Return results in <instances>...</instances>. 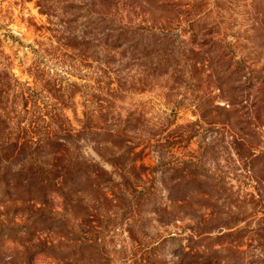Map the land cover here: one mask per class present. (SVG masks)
Segmentation results:
<instances>
[{"label":"rangeland","instance_id":"1","mask_svg":"<svg viewBox=\"0 0 264 264\" xmlns=\"http://www.w3.org/2000/svg\"><path fill=\"white\" fill-rule=\"evenodd\" d=\"M122 34L167 37L180 65L114 72ZM9 76L35 139L61 109L71 129L110 110L140 145L114 166L120 149L70 140L93 183L1 195L0 264H264V0H0V89Z\"/></svg>","mask_w":264,"mask_h":264},{"label":"trees","instance_id":"2","mask_svg":"<svg viewBox=\"0 0 264 264\" xmlns=\"http://www.w3.org/2000/svg\"><path fill=\"white\" fill-rule=\"evenodd\" d=\"M128 32L136 31L129 29ZM125 35L119 36L120 40H127L123 43L120 41L119 44H109L107 40L105 44L107 49L114 50L111 54L109 52V55L106 54L105 61L106 65L118 64L114 72L120 73L125 68L131 70L138 59H140L137 63L138 67H146L153 72L161 71L168 65H180L178 59L173 57V48L166 41L167 37L139 42V39H135L136 37L129 38ZM126 42H131L132 47L125 45ZM123 46L125 49L122 51ZM128 51H130L128 63L121 64ZM140 52L144 53L142 57L138 55ZM119 55L122 58L116 59ZM146 56L148 59L143 60ZM17 87L19 88L17 80L9 76L7 91L4 88L0 89V196L6 197L12 189L19 188L24 193L26 191L32 199L37 196L47 199L53 194L58 195L57 192H59L58 196L67 200L63 192L65 189L93 183V175L100 172V166L93 161L81 159L82 156L78 154L70 157V151L65 148L70 140H72V146H78V141L84 139L96 142L94 144L100 146L112 145L120 149V154L108 157L110 158L108 162L114 166L119 165L120 158L129 160L131 154H135L136 145H140V142H137L140 136L135 135L138 129L134 122L137 119L134 121L128 116L122 120L110 110L108 114L111 116L104 120L103 126L96 121L94 111L86 110L84 119L81 120V128L75 129L72 125L71 129L69 118L62 109H58L59 112L51 115L49 122L56 126V128L53 127L52 135L48 134L44 140L35 139L29 134L27 128L32 125V122L35 123L32 115H29L27 111L28 99L21 90H17ZM111 91L113 95L119 93L117 88L116 92ZM54 98L57 99V97ZM108 103V109L115 105L112 98L108 100ZM126 132L128 133L125 134ZM151 135L155 136V134ZM100 155L106 156L101 151ZM132 160L135 158L133 157Z\"/></svg>","mask_w":264,"mask_h":264}]
</instances>
